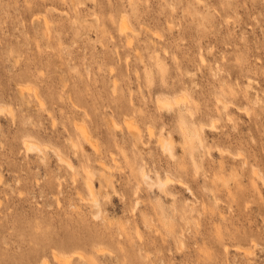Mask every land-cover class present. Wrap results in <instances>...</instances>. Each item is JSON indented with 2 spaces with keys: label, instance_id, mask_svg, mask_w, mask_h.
<instances>
[{
  "label": "rangeland",
  "instance_id": "rangeland-1",
  "mask_svg": "<svg viewBox=\"0 0 264 264\" xmlns=\"http://www.w3.org/2000/svg\"><path fill=\"white\" fill-rule=\"evenodd\" d=\"M0 105V264H264V0H0Z\"/></svg>",
  "mask_w": 264,
  "mask_h": 264
},
{
  "label": "bare ground",
  "instance_id": "bare-ground-1",
  "mask_svg": "<svg viewBox=\"0 0 264 264\" xmlns=\"http://www.w3.org/2000/svg\"><path fill=\"white\" fill-rule=\"evenodd\" d=\"M123 26H122V30L124 31V29L126 28V20H125V18H123ZM177 96V95H176ZM157 104L160 106L159 108H165L166 107V109L167 110H170V109H173V107H174V105L173 104H177V105H179V111L183 108V107H186V101H187V99H188V96L184 93L183 95L181 94L179 97H175L174 98V96H173V98H171V97H169V96H157ZM189 100V99H188ZM185 101V102H184ZM189 102V101H188ZM189 105V104H188ZM3 109H5V107H3V106H1L0 105V112H2V110ZM161 109H159V110H161ZM189 110V109H188ZM175 111V110H174ZM129 123H131V122H129ZM128 125V124H127ZM134 126V125H133ZM151 127V126H150ZM203 127V126H202ZM130 128V127H129ZM183 128H184V131H183V133H184V138H185V141H186V143H188L189 144V147H190V151H189V149H187L188 150V152H190L189 153V156L191 155V157L192 158H190V159H192L193 161H191V163H193L192 165L194 166L193 167V169L194 170H196V171H194L195 173H198L197 171H199L200 170V168L202 169V167H201V165H200V162H198V160H196V149H197V147H196V144L194 143V140H198L199 141V146L200 147H203V138H202V134H201V130H200V128H198V126L197 127H194V132H193V134H189V133H187V132H185V127L183 126ZM182 128V129H183ZM151 130V129H150ZM152 132V131H151ZM137 133V132H136ZM151 134H153V133H151ZM84 135L86 136V137H88V134H87V132L86 131H84ZM185 141L183 142L184 143V145H187L186 143H185ZM157 142H158V144H159V146H160V148H161V150L163 151V153H165L170 159H175V157H176V153H175V145H174V142H173V140H172V138L171 137H169V136H166V134H163V133H161L158 137H157ZM196 142V141H195ZM25 145H26V147H27V149L28 150H31V149H38V150H42V148H41V146L38 144V143H36V142H34L33 140H25V143H24ZM199 147V148H200ZM222 153V152H221ZM114 160H115V158H114ZM67 162V161H66ZM179 162V161H178ZM178 162H176L177 164H178ZM246 162V161H245ZM68 164H69V166L71 167L72 165V163H70V162H68ZM177 164H176V166L175 167H177ZM180 164L181 163H179L178 165L180 166ZM67 165V164H66ZM183 164H181V166H182ZM186 164L184 163V165L183 166H185ZM68 166V165H67ZM222 167H223V165H221ZM221 167V168H222ZM252 167V171H251V180L254 182L256 179H258V180H260V181H262V183L264 184V175H262V173H260V171L257 169V168H254V166H251ZM73 168V167H72ZM107 168H109V167H107V166H104V169L106 170V171H108L107 170ZM179 167H177L176 168V170H180V168L178 169ZM183 169H184V167H183ZM203 170V169H202ZM86 173L87 172H89V171H85ZM180 172V171H179ZM214 173V172H213ZM193 175H196V174H194V173H192ZM199 174V173H198ZM215 174V173H214ZM88 175H89V173H88ZM222 175V174H221ZM221 175L220 176H218V177H220L221 178ZM234 175V174H233ZM238 175V174H237ZM236 175V176H237ZM197 176V175H196ZM216 176V175H215ZM253 177V178H252ZM134 180H135V184H136V188H135V191H134V195H135V202H134V208H136V206H138V204L140 203V199H141V197H140V192L143 190V186H146L148 189H150L151 191L152 190H158L160 193H164V194H166V196H168L167 194H169V193H171V188H170V186H171V183H174V179H172V177L171 176H165V178H162L161 177V175H159L158 173H156L155 174V176H152V174H151V170H148V168H147V166H146V164H143V165H141V167H140V169H139V173H138V175H135L134 177ZM174 178V177H173ZM220 178H219V180H220ZM222 178H224V177H222ZM222 178H221V180H222ZM178 180V179H177ZM180 180H182V179H180ZM205 180V179H204ZM214 180V179H213ZM220 180V181H221ZM225 180V179H224ZM229 180V179H228ZM173 181V182H172ZM176 181V180H175ZM212 181V180H211ZM109 182L111 183V186L114 188V185H113V181L111 180V178L109 177ZM225 182V184L226 185H228V182L227 181H224ZM182 184H185V182L183 181V182H181ZM205 183V182H204ZM180 184V183H179ZM214 183H212V185H213ZM224 184V185H225ZM87 185H88V189L90 190V192L92 193V194H94V191H95V186L93 185V182L91 181V180H88V183H87ZM239 185H241V183H239ZM185 186V185H184ZM209 187V185H204V189H207ZM211 187H213V186H211ZM210 187V188H211ZM191 188V187H190ZM192 190V189H191ZM213 190V188L210 190V191H212ZM204 191H206V190H204ZM213 191H215V189L213 190ZM212 191V192H213ZM190 192H192V191H190ZM208 192V191H207ZM215 194V193H214ZM199 195V194H198ZM216 195V194H215ZM94 198H93V202H94V205L96 206V208H97V213L98 214H100L101 213V211H102V209H101V204H100V202H99V200L96 198V196L94 195L93 196ZM195 197V196H194ZM216 197V196H215ZM217 198V197H216ZM203 199V198H202ZM197 200V199H196ZM198 201V200H197ZM197 201H195V202H197ZM158 202L159 203H161V200H160V198L158 197ZM216 202V201H215ZM216 205H217V203H216ZM203 214H205L206 215V213H203ZM143 218H144V222H145V224L147 225V226H151L150 224V218L148 217V215L146 214V213H144L143 214ZM136 225H135V229L136 230H138L139 229V227L137 226V223H135ZM121 234V233H120ZM122 235H123V233H122ZM120 239V238H119ZM143 240V239H142ZM141 241V240H140ZM139 241V242H140ZM255 241V240H254ZM246 247V246H245ZM250 247V246H249ZM251 249V248H250ZM54 258H55V260H57V261H59L61 264H69V262H70V257H66V258H62V257H60L59 255H54ZM46 264V263H45Z\"/></svg>",
  "mask_w": 264,
  "mask_h": 264
}]
</instances>
